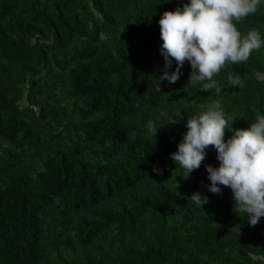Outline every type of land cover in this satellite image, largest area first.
<instances>
[{
  "label": "trees",
  "instance_id": "16d2710c",
  "mask_svg": "<svg viewBox=\"0 0 264 264\" xmlns=\"http://www.w3.org/2000/svg\"><path fill=\"white\" fill-rule=\"evenodd\" d=\"M187 2L0 0V264H264V218L249 226L229 188L208 191L215 149L186 179L170 157L213 100L233 128L264 115V47L214 77L238 73L241 88L201 92L186 62L156 91L157 22ZM236 27L264 39V2Z\"/></svg>",
  "mask_w": 264,
  "mask_h": 264
},
{
  "label": "clouds",
  "instance_id": "9594fccd",
  "mask_svg": "<svg viewBox=\"0 0 264 264\" xmlns=\"http://www.w3.org/2000/svg\"><path fill=\"white\" fill-rule=\"evenodd\" d=\"M264 0H188L174 11H164L158 20L160 55L164 72L158 77L156 91L161 92V82L175 83L183 65L190 66L188 85H199L201 92L219 95L227 86L243 87L241 77L229 74L225 83L218 76L225 65L247 62L253 51L264 47L258 30H249L242 36L236 24L255 14ZM175 62V70L169 72ZM254 78L264 83V73L256 72ZM236 118L226 119L220 100H213L205 111L187 117L186 131L170 153L175 165L185 173V179L198 170L207 155L209 146L215 149L218 167L204 165L208 191L221 194V186L232 193V210L249 226H256L264 218V115H257L247 128H233ZM172 124L176 123L174 119ZM165 126V125H164ZM146 127L154 136L161 127L149 120ZM226 133H231L228 138ZM159 174L158 169H153ZM202 208L208 197L193 192L188 197Z\"/></svg>",
  "mask_w": 264,
  "mask_h": 264
},
{
  "label": "bare ground",
  "instance_id": "6f19581e",
  "mask_svg": "<svg viewBox=\"0 0 264 264\" xmlns=\"http://www.w3.org/2000/svg\"><path fill=\"white\" fill-rule=\"evenodd\" d=\"M78 28H79V27H78ZM86 29H87V28H86ZM87 30H88V29H87ZM91 30H92V29H91ZM82 31H83V30H82ZM111 32H112V31H111ZM111 32H110V33H111ZM124 32H125V31H124ZM69 33H70V32H69ZM100 33H101V32H100ZM110 33H109V34H110ZM86 34H87V33H86ZM110 35H112V34H110ZM0 36H1V35H0ZM68 36H69V35H68ZM70 36H71V35H70ZM93 36H94V35H93ZM98 37H99V36H98ZM107 37H108V36H107ZM1 38H2V37H1ZM67 38H68V37H67ZM90 39H91V38H90ZM98 39H99V38H98ZM98 39H97V40H98ZM102 39H103V38H102ZM79 40H80V39H79ZM68 41H69V40H68ZM98 41H100V39H99ZM69 42H70V41H69ZM65 43H66V42H65ZM104 43H105V42H104ZM78 44H79V43H78ZM82 44H83V43H82ZM90 44H91V43H90ZM90 44H89V45H90ZM66 45H67V44H66ZM98 45H99V44H98ZM98 45L96 44V47H97ZM113 45H114V44H113ZM84 46H85V45H84ZM84 46H83V47H84ZM92 46H93V45H92ZM102 46H103V45H102ZM108 46H109V45H108ZM111 46H112V44H111ZM74 47H75V46H73V48H74ZM89 47H90V46H89ZM109 47H110V46H109ZM85 48H86V47H85ZM97 48H98V47H97ZM100 48H101V47H100ZM76 49H77V48H76ZM110 49H111V47H110ZM80 50H81V49H80ZM92 50H93V47H92ZM104 50H105V49H104ZM84 51H85V50H84ZM93 51H95V49H94ZM107 51H108V48H107ZM65 52H66V50H65ZM69 52H70V51H69ZM73 52H74V51H73ZM75 52H76V51H75ZM89 52H90V51H89ZM91 52H92V51H91ZM101 52H102V51H101ZM101 52H100V53H101ZM103 52H106V51H103ZM113 52H114V51H113ZM116 52H117V51H116ZM75 54H76V53H75ZM85 54H86V53H85ZM85 54H84V55H85ZM88 54H89V53H88ZM92 55H93V54H92ZM96 55H97V54H96ZM80 56H81V55H80ZM82 56H83V55H82ZM98 56H99V55H98ZM98 56H97V57H98ZM112 56H113V55H112ZM115 56H116V55H115ZM74 57H75V56H74ZM74 57H73V58H74ZM89 57H91V56H88V58H89ZM91 58H92V57H91ZM93 58H94V57H93ZM109 58H110V57H109ZM80 59H81V58H80ZM95 59H96V58H95ZM95 59H94V60H95ZM98 59H99V58H98ZM98 59H97V60H98ZM102 59H103V58H102ZM102 59H101V61H102ZM115 59H116V58H115ZM115 59H114V61H115ZM69 60H70V59H69ZM107 60H109V59L107 58ZM95 61H96V60H95ZM111 61H112V60H111ZM111 61H110V62H111ZM82 62H83V61H82ZM84 62H85V61H84ZM88 62H89V61H88ZM104 62H105V60H104ZM104 62H103V63H104ZM108 62H109V61H108ZM64 63H66V62H64ZM98 63H99V62H98ZM106 63H107V61H106ZM106 63H105V64H106ZM113 63H114V62H113ZM66 64H67V63H66ZM84 64H85V63H84ZM84 64L82 63V65H84ZM91 64H93V63H91ZM115 64H116V63H114V65H115ZM85 65H86V64H85ZM87 65H88V64H87ZM103 65H104V64H103ZM63 66H64V65H63ZM94 66H95V65H94ZM104 67H105V66H104ZM62 68H63V67H62ZM86 68H87V66H86ZM89 68H90V67H89ZM94 68H95V67H94ZM94 68H93V69H94ZM98 68H99V67H98ZM108 68H109V66H108ZM114 68H115V67H114ZM114 68H113V69H114ZM90 69H91V68H90ZM96 69H97V67H96ZM101 69H102V67H101ZM116 69H117V68H116ZM91 70H92V69H91ZM102 70H103V69H102ZM74 71H75V69L73 70V72H74ZM81 71H82V70H81ZM98 71H99V70H98ZM115 71H116V70H115ZM141 71H142V70H141ZM70 72H71V71H70ZM101 72H102V71H101ZM111 72H112V71H111ZM113 72H114V71H113ZM87 73H88V72H87ZM109 73H110V72H109ZM140 73L142 74V72H139V74H140ZM92 74H93V73H91V75H92ZM97 74H98V73H97ZM101 74H102V73H101ZM56 75H57V74H56ZM88 75H89V74H88ZM102 75H103V74H102ZM115 75H116V74H115ZM74 76L76 77V75H74ZM93 76H94V75H93ZM106 76H107V75H106ZM140 76H141V75H140ZM140 76H139V77H140ZM56 77H57V76H56ZM69 77H70V76H69ZM69 77H68V78H69ZM76 78H77V77H76ZM105 78H106V77H105ZM92 80H93V79H92ZM94 80H99V78H98V79H95V78H94ZM94 80H93V81H94ZM103 80H104V79H103ZM93 81H92V82H93ZM95 82H96V81H95ZM99 82H100V81H99ZM93 83H94V82H93ZM90 84H91V83H90ZM97 84H98V82H97ZM76 85H77V84H76ZM94 85H95V84H94ZM86 87H87V85H86ZM88 87H90V86H88ZM91 87H92V86H91ZM81 88H82V87H81ZM91 90H92V89H91ZM94 90H95V89H94ZM94 90H93V91H94ZM87 91H88V90H87ZM89 93H90V92H89ZM73 109H74V108H73ZM87 111H88V110H87ZM91 111H93V110H91ZM116 111H117V110H116ZM83 112H84V111H83ZM89 113L91 114L90 111H89ZM85 116H86V115H85ZM72 117H73V116H72ZM72 117H71V118H72ZM116 117H117V116H116ZM91 118H92V116H91ZM43 150H44V149H43ZM47 151H48V150H47ZM48 152H49V151H48ZM51 153H52V152H51ZM48 156H49V155H48ZM50 156H51V155H50ZM51 157H52V156H51Z\"/></svg>",
  "mask_w": 264,
  "mask_h": 264
}]
</instances>
